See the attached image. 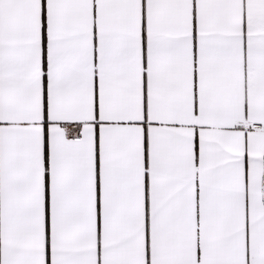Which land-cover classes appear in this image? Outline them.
Wrapping results in <instances>:
<instances>
[{
  "label": "snow or ice",
  "instance_id": "6c2138e0",
  "mask_svg": "<svg viewBox=\"0 0 264 264\" xmlns=\"http://www.w3.org/2000/svg\"><path fill=\"white\" fill-rule=\"evenodd\" d=\"M0 264H264V0H0Z\"/></svg>",
  "mask_w": 264,
  "mask_h": 264
}]
</instances>
